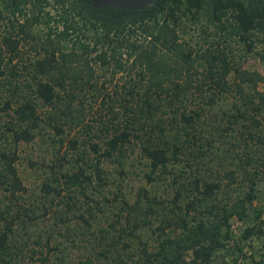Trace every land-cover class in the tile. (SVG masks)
Instances as JSON below:
<instances>
[{
	"label": "trees",
	"instance_id": "16d2710c",
	"mask_svg": "<svg viewBox=\"0 0 264 264\" xmlns=\"http://www.w3.org/2000/svg\"><path fill=\"white\" fill-rule=\"evenodd\" d=\"M0 19L8 26L0 34V88L8 93L1 109L10 115L6 130L12 144L34 137L43 118L42 104L51 105L46 120L61 130L68 118L74 124L81 121L84 99L95 102L104 95L112 101L116 96L117 109L114 105L108 109L111 119H118H108L113 129L103 141L102 154L124 157L127 146L136 142L150 171L164 168L182 153L201 160V153L212 151L213 132H225L227 139L237 130L239 143L251 139L264 144V134L256 129L264 123V72L242 66L229 47L234 42L242 55L263 54L257 45L264 44V0H156L149 7L129 10L95 7L89 0H0ZM188 22L199 23L202 36L210 38L204 45L182 37L180 31ZM24 51L27 57L22 60ZM97 77H107L108 84L113 77L121 81L110 95ZM219 100L227 104L218 109L220 114L213 110ZM91 147L96 150V144ZM16 158L13 148L0 149V184L9 197L25 190L14 165ZM241 159L244 163L237 166L249 181L248 189L228 207L216 201L220 182L197 172L185 188L188 193L178 187L166 201L147 198L143 204L145 193L132 203L121 201L127 234L134 235L133 230L151 221V215L159 217L160 232L179 228L175 235L164 234L155 250L142 243L139 264H193L209 259L221 244L219 223L191 224L187 214L213 213L219 208L239 218L244 215L243 202L255 196L260 169L253 152ZM93 168L99 177L100 168ZM61 175L67 189H83L90 181L82 165ZM223 176L229 185L235 179L234 168L226 169ZM42 188L52 196L61 192L59 184L44 182ZM3 219L0 264L7 254L12 223L6 215ZM182 250H191L188 261ZM76 264H91V259L85 256Z\"/></svg>",
	"mask_w": 264,
	"mask_h": 264
},
{
	"label": "rangeland",
	"instance_id": "374dc122",
	"mask_svg": "<svg viewBox=\"0 0 264 264\" xmlns=\"http://www.w3.org/2000/svg\"><path fill=\"white\" fill-rule=\"evenodd\" d=\"M7 29L5 20L0 19V34ZM180 33L198 45H204L205 40L210 39L202 36L197 22H188ZM229 45L231 56L241 61L242 66L264 72V44L257 45L262 55H242L234 42ZM22 57V60L27 57L26 51ZM97 78L98 83L105 82L110 95L116 83L121 81L119 77H113L108 84L107 77ZM7 94L5 87H1L0 149L11 147L15 150L17 158L14 165L25 190L9 197L0 184V229L3 216L6 215L7 220L12 219L11 231H7L9 246L3 264H76L85 256L90 257L91 264H139L142 243L147 250H155L164 234L175 235L179 228L172 230L166 227L160 232L156 229L159 217L151 215V221L133 230L134 235L127 234L128 227L124 223L126 211L119 208L121 201L132 203L144 193L146 197L141 198L143 204L147 198L166 201L178 187L186 193L185 188L197 172L204 179L220 182L215 193L216 201L219 206L228 207L248 189L249 181L237 166L244 163L241 158L247 152L254 153V162L259 164L260 171L256 178L255 196L243 202L244 215L239 218L236 213H223L219 208L213 213L191 211L187 214L191 224L197 221L205 225L219 223L218 229L222 234L221 244L212 250L209 259L193 264H264V168H261L264 166H260L264 162L263 143H254L251 139L239 143L236 141L238 132L233 130L227 137L233 141L229 144L225 132H213L212 151L201 153V160L196 161L190 154L182 153L169 160L164 168L150 171L136 142L127 146L126 154L119 160L102 154L103 141L113 129L108 122L112 115L108 106L114 105V110L117 109L115 95H112L113 101L107 95L97 97L95 102L91 97L84 99L81 121L74 124L68 118L61 130H56L46 120L51 105L42 104L39 110L43 118L34 137L12 144L6 130L10 115L1 109ZM226 105L219 100L213 110L224 109ZM116 119L118 117L111 121ZM215 119L212 116V122ZM204 127L202 124L200 130ZM256 129L264 134V123ZM91 143L96 144V150ZM79 165L90 174V181L83 189H67L61 173ZM94 165L100 168L99 177L93 171ZM246 167L251 169L252 165ZM228 168L235 170V179L229 185L223 176ZM44 182L61 185L60 194H47L42 188ZM249 227L251 229L247 231ZM182 256L188 261L192 257L191 250H182Z\"/></svg>",
	"mask_w": 264,
	"mask_h": 264
},
{
	"label": "water",
	"instance_id": "95a60500",
	"mask_svg": "<svg viewBox=\"0 0 264 264\" xmlns=\"http://www.w3.org/2000/svg\"><path fill=\"white\" fill-rule=\"evenodd\" d=\"M95 7L112 6L120 9H143L156 0H89Z\"/></svg>",
	"mask_w": 264,
	"mask_h": 264
},
{
	"label": "flooded vegetation",
	"instance_id": "af4514ba",
	"mask_svg": "<svg viewBox=\"0 0 264 264\" xmlns=\"http://www.w3.org/2000/svg\"><path fill=\"white\" fill-rule=\"evenodd\" d=\"M151 4H152V3H151ZM151 4H150V5H151Z\"/></svg>",
	"mask_w": 264,
	"mask_h": 264
}]
</instances>
